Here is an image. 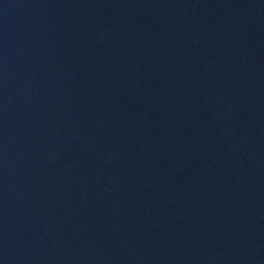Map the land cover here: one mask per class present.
Returning <instances> with one entry per match:
<instances>
[{"label": "water", "instance_id": "obj_1", "mask_svg": "<svg viewBox=\"0 0 264 264\" xmlns=\"http://www.w3.org/2000/svg\"><path fill=\"white\" fill-rule=\"evenodd\" d=\"M0 264H264V0H0Z\"/></svg>", "mask_w": 264, "mask_h": 264}]
</instances>
